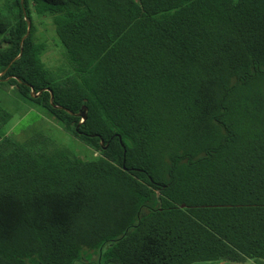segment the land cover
Masks as SVG:
<instances>
[{
	"label": "trees",
	"instance_id": "trees-1",
	"mask_svg": "<svg viewBox=\"0 0 264 264\" xmlns=\"http://www.w3.org/2000/svg\"><path fill=\"white\" fill-rule=\"evenodd\" d=\"M1 87L89 155L0 106V264H264V0H0Z\"/></svg>",
	"mask_w": 264,
	"mask_h": 264
},
{
	"label": "rangeland",
	"instance_id": "rangeland-1",
	"mask_svg": "<svg viewBox=\"0 0 264 264\" xmlns=\"http://www.w3.org/2000/svg\"><path fill=\"white\" fill-rule=\"evenodd\" d=\"M34 23L38 38L46 45L47 49L43 55V62L50 68L61 66L64 62L63 49L56 41L51 19L38 18L34 15ZM0 106L11 114V121L7 126V134L18 141L19 137L43 135L57 144L68 149L78 156L88 157L89 151L84 146L74 141L71 136L64 134L60 126L52 123L45 116L40 108H35L21 101L14 89L9 87L0 88ZM98 260L96 256L93 261ZM217 264H229L221 262ZM245 264H251L247 262Z\"/></svg>",
	"mask_w": 264,
	"mask_h": 264
},
{
	"label": "water",
	"instance_id": "water-1",
	"mask_svg": "<svg viewBox=\"0 0 264 264\" xmlns=\"http://www.w3.org/2000/svg\"><path fill=\"white\" fill-rule=\"evenodd\" d=\"M22 2H23V0H22ZM27 24H28V28H29L30 27V22L27 21ZM31 94H32V97L33 98H36L37 96L40 95V94L35 95L33 90L31 92ZM51 100H53V96L52 95H51ZM55 108H57V107H55ZM58 109H62V108L59 107ZM70 114L72 115V113H70ZM76 116H78L79 118H81L82 119V122H84L87 119V110H86V108L84 107ZM119 139H120V142H121V138L120 137H119ZM101 144H103V141H101Z\"/></svg>",
	"mask_w": 264,
	"mask_h": 264
}]
</instances>
